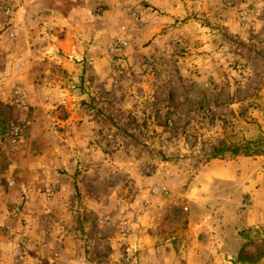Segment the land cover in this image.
<instances>
[{
  "label": "rangeland",
  "instance_id": "obj_1",
  "mask_svg": "<svg viewBox=\"0 0 264 264\" xmlns=\"http://www.w3.org/2000/svg\"><path fill=\"white\" fill-rule=\"evenodd\" d=\"M0 264H264V0H0Z\"/></svg>",
  "mask_w": 264,
  "mask_h": 264
},
{
  "label": "crops",
  "instance_id": "obj_2",
  "mask_svg": "<svg viewBox=\"0 0 264 264\" xmlns=\"http://www.w3.org/2000/svg\"><path fill=\"white\" fill-rule=\"evenodd\" d=\"M221 175V174H220ZM218 179H222L223 183H225L224 177H219ZM210 188H212L210 186ZM210 188L207 189L210 192ZM212 212L210 210H205V219L204 221L195 223V233L197 234V243L199 246V251L205 253L204 257L211 258V259H223L226 255V252L231 250L234 251L236 247L233 248L237 241L239 240L237 235V231L232 236H225L227 232H232L227 226L217 225V230L215 231V237L213 235V222L209 221L208 219L211 218ZM244 227H248L249 223L243 224ZM241 225H236V228L243 227ZM234 228V227H233ZM204 233L205 237L203 239L200 238V233ZM235 238V239H234ZM201 239V240H199ZM196 253V252H195Z\"/></svg>",
  "mask_w": 264,
  "mask_h": 264
},
{
  "label": "trees",
  "instance_id": "obj_3",
  "mask_svg": "<svg viewBox=\"0 0 264 264\" xmlns=\"http://www.w3.org/2000/svg\"><path fill=\"white\" fill-rule=\"evenodd\" d=\"M229 151L233 155H238V154H240V152H242L244 155H248L250 149L249 148L234 147V148H231ZM219 152H222V150H220V149H213V153H212L211 157L212 158H215L216 157V154L215 153H219Z\"/></svg>",
  "mask_w": 264,
  "mask_h": 264
},
{
  "label": "built area",
  "instance_id": "obj_4",
  "mask_svg": "<svg viewBox=\"0 0 264 264\" xmlns=\"http://www.w3.org/2000/svg\"><path fill=\"white\" fill-rule=\"evenodd\" d=\"M121 50V47L120 46H117V51H120ZM19 130H18V128L16 127V126H12L11 127V129H10V136H11V141L14 143L15 141H16V138H17V136H18V132ZM17 211H19L18 209H17Z\"/></svg>",
  "mask_w": 264,
  "mask_h": 264
}]
</instances>
